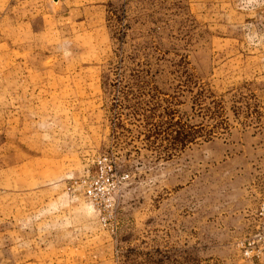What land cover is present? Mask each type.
I'll use <instances>...</instances> for the list:
<instances>
[{"label": "rangeland", "instance_id": "374dc122", "mask_svg": "<svg viewBox=\"0 0 264 264\" xmlns=\"http://www.w3.org/2000/svg\"><path fill=\"white\" fill-rule=\"evenodd\" d=\"M72 5L0 0V264H264V0ZM99 160L112 230L65 185Z\"/></svg>", "mask_w": 264, "mask_h": 264}, {"label": "built area", "instance_id": "2783aa9c", "mask_svg": "<svg viewBox=\"0 0 264 264\" xmlns=\"http://www.w3.org/2000/svg\"><path fill=\"white\" fill-rule=\"evenodd\" d=\"M127 179V173L117 174L110 165L104 163V160H99L98 170L93 176L75 182V185L84 189V195L98 213L99 221L104 226L108 225L111 230L115 219L116 196ZM259 214L263 215L261 211ZM243 246L247 249L246 254L253 252L254 249H261L264 252V234L248 238ZM258 250L253 252L255 256L259 255Z\"/></svg>", "mask_w": 264, "mask_h": 264}, {"label": "crops", "instance_id": "0c3cea01", "mask_svg": "<svg viewBox=\"0 0 264 264\" xmlns=\"http://www.w3.org/2000/svg\"><path fill=\"white\" fill-rule=\"evenodd\" d=\"M105 0H71V3H73V5L70 7V11L71 13H77V10L83 9L85 8V6H87L88 4H95V5H99L100 3H103ZM256 149L258 151H260L261 149L264 150L263 148L260 147H256ZM89 175H85V177H87ZM76 181H67L65 184L67 191L69 194H75L77 196H73L74 199H79V197H83L86 198L84 195V189L82 187H79L77 185H75ZM262 185L261 187H264V184H260ZM260 187L258 186V188L256 189L257 192H259L260 190H258ZM255 190V188H254ZM255 192V191H254ZM257 192H255V196L253 197V200L251 201V206L253 207V209H251V213L253 214V218H255L256 224L251 226V231H253V236L257 235V234H264V195L258 194ZM69 197L71 195H68ZM72 198V199H73ZM262 212V216H260L259 212ZM254 228V229H253ZM73 252V254H71L70 252ZM79 251H81V245L77 242L75 243H65L63 245H61L57 250L56 253H59V255H66V256H70L73 262H80L82 261L83 256H79L80 253H78ZM79 254V255H78ZM27 264H37L34 262H28Z\"/></svg>", "mask_w": 264, "mask_h": 264}]
</instances>
